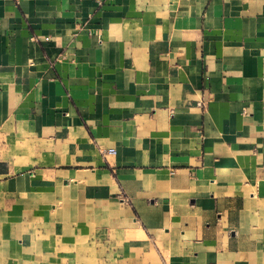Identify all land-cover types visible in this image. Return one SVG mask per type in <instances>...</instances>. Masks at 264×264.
<instances>
[{
    "label": "crops",
    "instance_id": "0c3cea01",
    "mask_svg": "<svg viewBox=\"0 0 264 264\" xmlns=\"http://www.w3.org/2000/svg\"><path fill=\"white\" fill-rule=\"evenodd\" d=\"M86 249L264 264V0H0V264Z\"/></svg>",
    "mask_w": 264,
    "mask_h": 264
},
{
    "label": "rangeland",
    "instance_id": "374dc122",
    "mask_svg": "<svg viewBox=\"0 0 264 264\" xmlns=\"http://www.w3.org/2000/svg\"><path fill=\"white\" fill-rule=\"evenodd\" d=\"M87 253H88V258L86 261L84 260H78L77 264H101V262H99V260L97 261L95 256H92L91 250L90 249H86Z\"/></svg>",
    "mask_w": 264,
    "mask_h": 264
},
{
    "label": "built area",
    "instance_id": "2783aa9c",
    "mask_svg": "<svg viewBox=\"0 0 264 264\" xmlns=\"http://www.w3.org/2000/svg\"><path fill=\"white\" fill-rule=\"evenodd\" d=\"M99 3L102 4V1H100ZM37 38H38V37H36V36H33V37H32L33 40H36ZM46 38L48 39V37H46ZM110 151H111V152H115L114 149H111Z\"/></svg>",
    "mask_w": 264,
    "mask_h": 264
}]
</instances>
